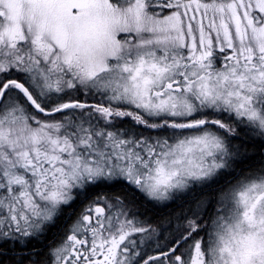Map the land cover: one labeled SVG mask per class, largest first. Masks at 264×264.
<instances>
[{
	"label": "snow or ice",
	"instance_id": "snow-or-ice-1",
	"mask_svg": "<svg viewBox=\"0 0 264 264\" xmlns=\"http://www.w3.org/2000/svg\"><path fill=\"white\" fill-rule=\"evenodd\" d=\"M0 264H264V0H0Z\"/></svg>",
	"mask_w": 264,
	"mask_h": 264
}]
</instances>
